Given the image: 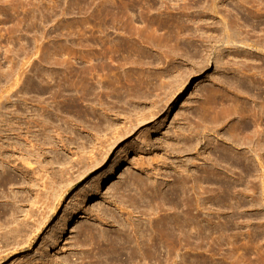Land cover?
<instances>
[{
    "label": "rangeland",
    "instance_id": "obj_1",
    "mask_svg": "<svg viewBox=\"0 0 264 264\" xmlns=\"http://www.w3.org/2000/svg\"><path fill=\"white\" fill-rule=\"evenodd\" d=\"M163 22L171 31L181 27L174 31L179 40L158 29ZM227 22L239 42L223 39ZM189 43L209 45L205 58L192 61L196 67L179 48ZM175 66L180 72L172 73ZM125 76L149 89L115 83ZM163 81L171 87L161 89ZM211 104L217 110L202 112ZM44 122L51 124L57 151L50 143L32 148L41 137L37 124ZM203 127L208 130L196 132ZM258 135L264 151V0H0L1 152L14 154L8 167L14 176L31 175L15 186L26 199L18 223L28 226L10 243L3 235L14 224L0 227V264H81L77 242L88 227L117 229L98 217L118 212L111 203L120 202L127 186L136 190L131 177L144 176V169L166 202H181L167 213L181 211L188 226L183 264H264ZM77 158L88 170L102 163L85 175ZM68 183L59 201H46L50 187L60 193ZM35 211L49 218L40 230L32 223ZM165 255L161 249L159 260Z\"/></svg>",
    "mask_w": 264,
    "mask_h": 264
},
{
    "label": "bare ground",
    "instance_id": "obj_2",
    "mask_svg": "<svg viewBox=\"0 0 264 264\" xmlns=\"http://www.w3.org/2000/svg\"><path fill=\"white\" fill-rule=\"evenodd\" d=\"M151 24L153 25V22L152 23L150 22L147 26H150ZM159 24H161V23H159ZM165 24L166 23H164V25H162V26L160 25L158 27V29L160 28L159 30L163 29V31H164V32L163 31H160V32L165 33V31L167 30L166 33L169 35V39L171 38V40L172 39L174 40L176 38L177 40H179L180 36L175 37V34H176L175 32L181 31V30L177 31V29L179 27H177V29L175 27L176 31L175 30L171 31L174 28H169V27L165 26ZM157 26H158V24H157ZM150 27L153 28L152 26H150ZM164 28L166 30H164ZM224 29H225V32H227L229 34V35L227 34L228 35L227 37H225V38L223 37L224 40L226 39L227 42H230L234 38V36L236 38V35H234V34L237 32L234 30L235 28L232 27L229 23H228V25L224 26ZM156 30H157V28L154 29V32ZM235 38H234V40H236ZM237 38L240 39V37H237ZM166 39H167V37L165 38V40ZM169 39L166 40V42L167 41L170 42L171 40L169 41ZM234 40L231 42L233 43ZM245 41H246V39H245ZM245 41H242V42H245ZM238 42H239V40H238ZM201 45L199 46L200 49L197 47L198 45L195 46L191 43L182 44V46L179 48L183 49V51H184L183 54L186 53L188 55L185 57V59L188 57V60L191 59L190 61L192 63V61L194 59L196 61L197 58H200V55H202V52L208 51L207 49L209 48L208 47L209 45L206 47H204L203 45L201 46ZM176 46H180L179 43ZM201 47H203L202 50H201ZM204 53H206V52H204ZM191 55H192V57H191ZM202 56L204 57L205 55H202ZM201 59L202 60H200V61H202L203 64H201V62H199V61L198 62L201 64L200 69L202 70V67L204 66L205 63L203 62L204 59L203 58H201ZM184 61L186 62V60H184ZM196 63H197V61H196ZM192 64H194V63H192ZM199 65H197L198 68H199ZM194 66H195V64H194ZM200 69H198V70H200ZM189 70H190V68H189ZM178 71L180 72L179 66L178 67L175 66L173 68L172 73H178ZM115 83L120 85V86H124L125 84L131 83L139 91H141V90L145 91V90L149 89V85L146 84L143 80L138 79V78H134L132 76H125V79L116 78ZM162 84H163V86L161 87V89H164L166 86L171 87L170 82L165 83V81H163ZM171 95H169L170 97L167 98L166 102H169L174 94L172 96ZM148 96L149 95L147 93H145L143 96L144 100L148 99L147 98ZM214 96H216V95H214ZM215 98H217V97H215ZM157 102L160 103L161 99L159 98ZM208 105L210 106V104H208ZM213 105L215 106L217 104H213ZM204 106L202 108H204ZM214 106L212 107V110H210L211 107L208 108L205 106L206 108H204V109H206V110L203 109V111H202V108H201V111L204 113L212 114L211 112H213L214 109L216 108ZM159 108H160L159 110L161 111L163 106L159 107ZM156 110H158V107ZM215 110H217V108ZM156 113H158V111L153 112V114H156ZM188 114H190V113H188ZM187 116H189V115H187ZM187 116L185 117V119L187 118ZM50 125L51 124L45 123V122L42 124H37V127H39V132L41 133V137H40V140L38 141V143L34 144V146L32 147V148H34L35 151L39 150V148H36L37 145H39V144L44 145V143H50L52 145V148L54 149V151H57V149H56L57 145L54 144L55 141L54 142L52 141L53 137L51 136V130L52 129L50 128ZM205 130H208V128L203 127L201 129H197L196 132L200 133V132H203ZM211 130H213V129H211ZM0 138H1V136H0ZM115 141H116V139H115ZM0 142H1V140H0ZM63 144H65V143H63ZM12 145H15V147H16L14 149L15 151H17L19 149L18 145L16 143L15 144L14 143H12V144L8 143L6 148L13 147ZM244 147H245V150L246 149L249 150L248 147H250V146L247 145L246 143H244ZM256 149H257L256 151L258 152V154H257L258 158L260 159L261 166H262V155H263L262 153L264 151H263V146H262V138L260 137V135H258V141L256 144ZM1 150H2V144L0 143V176H2L3 174L4 175L6 174L4 177H0V227L7 228V227H10L11 225L14 224V226H13L14 228L13 229L11 228L12 230H10V231L6 230L5 234L3 235V237L6 239V241L8 243H10L16 235H19L22 232V230H25L28 226L27 224H24L27 221H24V223H23V221H21V223H18L17 217H18V215L22 214V212L24 211L26 199L23 196H19V193H20L19 191L23 187L15 188V186L17 184H20L21 186H22V184H25L27 182V179H29V177L31 175H26L27 173L26 174L24 173V179H18L19 176L18 177H16V175L14 176V174H13L14 171L12 173L10 170H8V167L13 162L12 159L14 157L13 156L14 154L13 155L9 154L10 151L7 149H5L4 152H1ZM250 150H251V147H250ZM249 153H250L249 151L243 152L242 153L243 158L248 159V156H250ZM95 158L96 157H94L93 159H95ZM76 160H78V158ZM102 160H104V159H102ZM82 161H84L82 158L77 161L78 164L81 165V166H79L77 164V166H79L78 171H80V169L86 170V172H84L85 175H86L87 171H91V170L95 169L93 167H96V165H98V164L101 165V163H102L101 161H100L101 163L100 162L99 163L97 162V164L94 163L95 166H93L92 169L89 167V169H91V170H88V169H85L87 165H85V168H84V164H86L85 161H84V164ZM230 161H232V159ZM73 163L75 164V161ZM25 165H29V164L25 163ZM71 166H72L71 168L75 167V165H74V167H73V165H71ZM14 168H17V167H14ZM9 169H11V168H9ZM12 170H14V169H12ZM36 170L37 169H34L33 174L35 173ZM62 170H60L61 173H62ZM127 170L128 169H126V171ZM8 171L11 172L12 175H10ZM26 171L28 172V169ZM63 173H64V170H63ZM77 173H79V172H77ZM15 174H17V173H15ZM134 175H132V177L130 176L131 178H135L134 180L132 179V183H130V184L134 187L136 186L135 187L136 190L134 192H132L133 189L130 188V186H127V188L125 190L123 189L124 191L118 197L120 202L117 203V201H114L111 203L113 206L116 207L115 209H117L118 212H116L114 210H110V213L104 211L105 212V213L103 212L104 216L98 217V220L100 222L101 221L106 222L105 225H108V226L110 225V222H111V223H113L111 226L112 227L116 226L117 229L114 231L111 229H109V230H104L101 228L99 229V226H97V228H95L96 226L95 227H88L87 233L84 234V236H83L84 239L82 240V242L81 241L77 242V244L80 245V248H81L80 252H77V253H79L80 256H79V258H78L77 254H73V256L77 257L78 259H81L82 260L81 264H112L113 262H119L120 264H152V263L153 264H174V263L183 264L185 262L183 255H179V253L184 250L185 245H184L183 237L186 234V231H188V226L185 222V219H183V216L181 215V213H182L181 211L178 212L177 216H173L172 214L167 213V211L177 210V208H180L181 202L178 201L177 203H174V200H172V199H168V202H166V199H164L163 193H161L158 190L157 184L155 182L151 181L152 175L147 169H144V173H143L144 176H138L137 175L136 177H133ZM81 176H83V175H81ZM60 177L62 178V181H64V177H62V176H60ZM77 177L79 178L80 176L78 175ZM61 178H60V180H61ZM69 178H68V180H69ZM70 179H72V178H70ZM76 179L77 178L75 177L74 180H76ZM35 180L38 183V180L36 177H35ZM62 181H60V182H62ZM72 182H73V179H72ZM69 183L64 187L65 190L64 191L61 190L60 193H58L57 189L50 187V190L47 192L48 196H47V198H45V199H48L46 201L48 203L49 202L52 203L51 198H52V201H54V202H55V198L57 201H59L63 197V194L65 192L69 191V189L71 187ZM183 185L187 186L186 180H183ZM15 189H16V191H15ZM184 192L185 191L183 190V193ZM11 193H12V195H11ZM117 193H118V190H117ZM179 194L180 193H178V192H175V193L172 192L171 193L172 196H179ZM157 196L160 198V200L155 199V198H157ZM196 198H197V202H198V200H200V197L196 196ZM145 199H150V203H148V201L146 202ZM57 201H56V203H57ZM45 203H42V204H45ZM48 203H47V205H45L46 206L45 208H47L46 210H48L50 207V206H48L49 205ZM198 206H200V203H198ZM52 207H54V205L51 206V208H50V210H48V212L53 211L54 208H52ZM129 208H130V210H129ZM45 211H43V212H45ZM31 212H30V216H29L28 220L30 219V217L31 218L34 217V216L32 217V214L34 212H32V214H31ZM40 212L41 211H37L35 213L37 215V219L39 218L38 219L39 221L36 219L38 222H36V220L34 222L31 220L32 223H38L37 224L38 226H35V227H38L37 228L38 230H40L41 226H44L49 221L48 217L43 218V214L48 213V212L47 211L45 213H40ZM161 212H163V213L165 212V214H163L161 217H157L156 219L153 218L154 217L153 215H158V213H161ZM28 215H29V213H27V215L25 217L26 219L24 218L25 220H27ZM125 215L127 217H125ZM191 230L193 231V234L195 235V237H198V236L200 237L201 230L198 226L192 227ZM31 242H32V238L27 239L28 245H30ZM175 246L177 248H174ZM161 249L164 250V253L166 255H165L164 259L159 260L158 255L161 252ZM174 250L177 253V256H175L176 258L174 260H172L173 258L168 256V255H170L169 254L170 251H171V254L174 253ZM9 256H10V254H6L4 259L8 258ZM2 259L3 258H1V256H0V261ZM36 261L41 263L40 259H38ZM177 261H179V262H177ZM64 262L68 263L69 259H64ZM32 263H33V261H31V264Z\"/></svg>",
    "mask_w": 264,
    "mask_h": 264
}]
</instances>
